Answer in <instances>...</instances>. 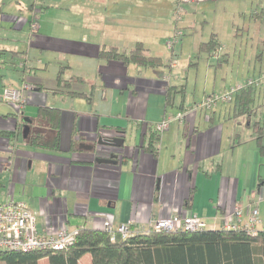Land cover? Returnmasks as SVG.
Instances as JSON below:
<instances>
[{"label":"crops","instance_id":"obj_1","mask_svg":"<svg viewBox=\"0 0 264 264\" xmlns=\"http://www.w3.org/2000/svg\"><path fill=\"white\" fill-rule=\"evenodd\" d=\"M175 2L170 0L172 8ZM149 3L0 0V202L24 203L35 215L41 235H55L63 227L102 231L105 222L114 229L128 224L132 232H142L157 220L191 214L201 217L208 230H221L235 207L242 209V226L251 211L257 210L260 224L256 230L264 231V151L256 142V122L237 116L234 100L211 109H194L216 93L203 88L197 101L185 97V75L191 64L181 74L172 62L174 48L167 62L170 13L160 16L145 7ZM246 8L250 11L252 2ZM50 10L56 14L49 15ZM254 12L258 13L252 10L251 18ZM34 13L38 28L32 31ZM236 13L246 16L247 12ZM174 27L181 36L178 26ZM212 36L220 53L222 44ZM137 43L164 65L139 68L98 58L103 49L123 52ZM219 53L211 58L221 59L216 66L223 68L229 56ZM208 60L206 66L213 68ZM47 69L50 77L44 74ZM232 70L228 74L226 69L221 76L220 93L264 73L239 84ZM60 72L64 81L82 80L70 88L82 96L52 92ZM22 84L33 89L16 114L2 95L5 88L17 89ZM168 89L183 92L171 96ZM42 108L60 113L55 132L38 124ZM179 114L181 121L175 120ZM24 120L31 123L30 133L40 132L46 139L56 134L57 146L29 145V135L22 136ZM163 120L170 123L160 133L158 154L153 157L141 148L143 126L155 127ZM112 139L123 140V147L98 144ZM261 143L264 147V135ZM110 155L117 165L96 163ZM91 260L86 254L78 264Z\"/></svg>","mask_w":264,"mask_h":264},{"label":"trees","instance_id":"obj_2","mask_svg":"<svg viewBox=\"0 0 264 264\" xmlns=\"http://www.w3.org/2000/svg\"><path fill=\"white\" fill-rule=\"evenodd\" d=\"M261 13H253L254 18H262ZM214 36L198 47V52L207 53L211 58L219 49ZM98 58L105 61H116L124 65L134 64L139 68H158L164 64L161 59L152 57L141 43L134 48L119 52L116 48L102 50ZM74 78L64 81L62 72L55 80L54 93L67 94L71 97L82 96L70 92ZM168 89V95L182 93L183 90ZM257 88L247 87L239 91L234 100L236 115L250 118L255 111L250 110ZM90 101L89 98H87ZM231 101V102H232ZM60 113L50 108L38 112V124H46L55 132L59 125ZM141 148L144 152L157 157L160 133L155 127H145ZM254 133L260 152L264 151L262 138L264 121L254 123ZM9 137L10 134H2ZM58 136L46 139L40 132H31L27 138L29 145L41 148H55ZM86 254L91 256L90 264H264V231L251 235L243 230H203L195 233H141L136 232L127 240L116 236L112 241L104 231L79 230L75 242L61 251L46 252H0V264H39L46 258L48 264H78Z\"/></svg>","mask_w":264,"mask_h":264},{"label":"rangeland","instance_id":"obj_3","mask_svg":"<svg viewBox=\"0 0 264 264\" xmlns=\"http://www.w3.org/2000/svg\"><path fill=\"white\" fill-rule=\"evenodd\" d=\"M217 1L183 4L181 12H177V0L174 8H172L173 3L170 5V0H150V3L145 6L149 9L153 8L160 16L170 13V25L172 26H170L171 34L167 38V42L174 40L176 33L174 26H178L181 36L177 38V42L173 46L175 57L172 58V62L177 63L181 74L182 68L187 67L185 66L187 63L191 64L188 67L187 75H185L187 77L185 97L188 99L194 97L195 101L202 96L203 88L207 93L214 90L216 94H220V83L222 82L220 79L226 69L230 74V69L233 67L232 71L236 73L237 77L234 82L239 84L258 75L261 71L264 72V14L262 18L254 19L249 15L254 9L261 13V10H264V0ZM251 2L253 8L248 11L246 6H250ZM238 10L247 12L246 16L235 14ZM52 14H56V11L50 10L49 15ZM176 17H180L177 23ZM161 25H165V23L162 22ZM212 35H216L222 44L220 53L218 51L217 53L220 56H229V64L227 66L224 64L223 68L216 66V63L221 59L217 61V59L211 58L209 61L207 53L198 52L199 45L208 42ZM165 51L164 56L168 55L169 61L167 62H170L171 49L167 45H165ZM207 60L213 66V68H209L210 70L206 66ZM213 71L218 72L214 74ZM44 74L50 77L52 72L47 69ZM214 77L215 79H213ZM250 110L256 112L255 116L251 118L252 123L259 120L264 121V86L255 91L254 102Z\"/></svg>","mask_w":264,"mask_h":264},{"label":"built area","instance_id":"obj_4","mask_svg":"<svg viewBox=\"0 0 264 264\" xmlns=\"http://www.w3.org/2000/svg\"><path fill=\"white\" fill-rule=\"evenodd\" d=\"M213 0H177V12L183 10V4H199ZM31 22L32 31L38 28V15L34 13ZM180 17H176L178 22ZM179 33H175L174 40L167 43L169 49L177 42ZM264 86V73L256 78L248 79L244 85L229 88L220 94H214L203 102L194 106V109H211L218 103H229L233 97L242 89L247 87L260 88ZM31 85L22 84L17 89L5 88L2 100L14 106L18 114L25 106L27 95L31 92ZM183 115L179 114L175 120L181 121ZM170 121L163 120L155 126V129L162 133L169 126ZM242 209L235 207L231 214L225 217L224 230H243L248 234L256 235V227L260 224L257 210H252L246 225H241ZM207 229V225L201 217L191 214L188 217L171 216L166 219L155 221L147 230L141 233H195ZM79 231V230H78ZM78 231H69L66 227L60 229L55 235H41L36 227V217L24 203L14 201L0 202V252H46L61 251L75 242ZM110 235L114 241L116 236L121 240H127L136 232H132L128 224H120L113 228L109 222L103 224V230Z\"/></svg>","mask_w":264,"mask_h":264},{"label":"water","instance_id":"obj_5","mask_svg":"<svg viewBox=\"0 0 264 264\" xmlns=\"http://www.w3.org/2000/svg\"><path fill=\"white\" fill-rule=\"evenodd\" d=\"M23 131H22V136L23 138H26L29 133H30V122L24 120L23 122ZM99 145H106L112 148H122L123 147V140L120 139H112L111 141H107L106 143H100L98 142ZM92 149V147H90ZM96 163L98 164H108V165H117V161L115 160L114 155H110L108 159H96Z\"/></svg>","mask_w":264,"mask_h":264}]
</instances>
